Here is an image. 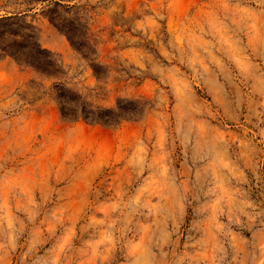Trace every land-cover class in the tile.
Wrapping results in <instances>:
<instances>
[{"label":"rangeland","instance_id":"374dc122","mask_svg":"<svg viewBox=\"0 0 264 264\" xmlns=\"http://www.w3.org/2000/svg\"><path fill=\"white\" fill-rule=\"evenodd\" d=\"M106 77L23 10L65 84L117 125L61 118L0 50V264H264V0H74ZM0 23V45L21 47ZM13 38V42L11 40Z\"/></svg>","mask_w":264,"mask_h":264},{"label":"trees","instance_id":"16d2710c","mask_svg":"<svg viewBox=\"0 0 264 264\" xmlns=\"http://www.w3.org/2000/svg\"><path fill=\"white\" fill-rule=\"evenodd\" d=\"M0 0V9L6 4ZM74 0H23L27 5L44 3L41 12L46 16L48 22L62 33L72 50L78 53L91 67L93 75L97 80L106 77L104 68L95 59V46L87 33L88 27L82 21L80 15L81 5ZM23 10L14 11L10 15L5 12L0 16V23L16 25L21 32H8L11 37L20 39L18 49H12L10 43L0 45L3 55H10L14 60L24 66H31L40 76L58 79L48 89L52 99L57 105L59 115L62 119L76 121L82 119L89 123H100L107 126L117 125L122 119L138 118L143 115L146 107L144 101H131L117 99L116 105L110 108L95 106L87 101L80 93L68 87L63 80L64 69L60 61L53 56V53L41 47L32 25L24 23ZM13 38H11L13 42Z\"/></svg>","mask_w":264,"mask_h":264}]
</instances>
